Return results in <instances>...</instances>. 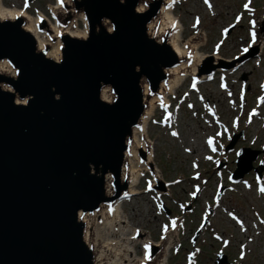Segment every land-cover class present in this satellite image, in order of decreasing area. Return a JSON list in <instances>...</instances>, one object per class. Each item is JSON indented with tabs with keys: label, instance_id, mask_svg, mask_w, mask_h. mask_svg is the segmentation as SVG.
Listing matches in <instances>:
<instances>
[{
	"label": "water",
	"instance_id": "water-1",
	"mask_svg": "<svg viewBox=\"0 0 264 264\" xmlns=\"http://www.w3.org/2000/svg\"><path fill=\"white\" fill-rule=\"evenodd\" d=\"M71 1L87 36L63 34L58 60L22 17L0 19V62L13 70H0V264H96L84 215L129 196L122 171L147 106L144 85L156 94L179 60L169 33L148 32L162 0ZM258 153L241 148L232 177L252 169Z\"/></svg>",
	"mask_w": 264,
	"mask_h": 264
},
{
	"label": "rangeland",
	"instance_id": "rangeland-1",
	"mask_svg": "<svg viewBox=\"0 0 264 264\" xmlns=\"http://www.w3.org/2000/svg\"><path fill=\"white\" fill-rule=\"evenodd\" d=\"M55 2L2 0L51 20ZM173 15L182 23L183 42L202 31L194 39L206 54L199 67L212 70L216 55L225 63L238 55L241 66L226 75L206 74L204 82L188 75L169 96V112L157 106L145 138L162 178L157 181L146 171L138 193L122 200V209L154 242L178 221L179 234L165 264H216L217 254L225 255L223 264H264V168L260 177L255 171L264 161V0H177ZM64 19L71 21L66 14ZM74 27L85 28L81 20ZM235 134L233 147L225 150ZM208 137L214 151L205 146ZM193 145L197 152L191 151ZM243 147L259 153L248 161L253 169L236 180L232 175Z\"/></svg>",
	"mask_w": 264,
	"mask_h": 264
},
{
	"label": "bare ground",
	"instance_id": "bare-ground-1",
	"mask_svg": "<svg viewBox=\"0 0 264 264\" xmlns=\"http://www.w3.org/2000/svg\"><path fill=\"white\" fill-rule=\"evenodd\" d=\"M176 1L163 0L158 16L148 24V32L155 35L158 40L165 33H169L167 43L179 60L176 65L166 70L168 79L160 83L156 94L151 95L147 84L144 85V101L147 106L141 116L140 124L133 128L132 143L126 155L127 167L122 171L124 177L127 178L130 195L138 193L139 180L146 171L150 172L157 181L162 178L159 168L154 163V153L152 150H148V147L152 144L145 138L146 129L157 106L166 113L169 112V106L171 105L169 96L182 85L188 75L193 77L196 82L209 80L206 75L208 73L205 71L206 66H198L206 54L203 55L199 52L201 44L194 40L199 37L202 31L198 29L199 27L196 28L197 25H194L192 28L198 30L183 42L180 33L182 23L173 15V7ZM50 8L52 20L40 11L33 17L22 8L3 5L2 0H0V19L13 20L22 17L24 19V29L32 34L38 47L40 49L47 47V56L58 60L61 57V36L69 34L73 37H86V19L83 12H77L73 9L71 0H56ZM144 10L145 5L140 3L138 11L142 12ZM65 14L71 18V21L64 19ZM75 20L83 22L84 30L78 31L74 27ZM253 40L258 43L257 37L253 36ZM263 53L264 45L261 46L260 57ZM239 57L236 55L235 57L226 58V60H231V63H225L221 59L222 56L216 55L213 62L216 67L214 66L211 73L213 75L216 71L222 75L230 73L228 70L232 71L241 66V58ZM0 70L13 72L6 61L0 62ZM202 71L204 73H201ZM221 95L224 96L223 93ZM101 96L104 100L109 101L112 98L110 88H104ZM263 101L262 99L261 103ZM18 102L21 101L18 100ZM22 102L24 103V101ZM255 117H257L256 113ZM208 118V122L212 124L210 117ZM210 139L211 137L205 139V146L210 151H214L216 147L212 139V144L208 143ZM192 147L191 151L198 150L197 145ZM184 151L189 152L190 149L184 148ZM142 153H146V157L143 159L140 156ZM207 158L209 159V157ZM152 164H154L153 167ZM108 192H112L110 186ZM146 212L148 213V210ZM84 220L87 225L85 238L93 246L96 264H165L167 251L170 250L179 234L178 221L175 220L170 229L154 242L139 222L133 223L130 215L125 214L122 209V199L115 201L111 206L104 205L96 213L85 214ZM227 241L229 240L227 239ZM138 247L142 253L141 255H138L139 253L136 250ZM155 252L157 254L154 256Z\"/></svg>",
	"mask_w": 264,
	"mask_h": 264
},
{
	"label": "snow or ice",
	"instance_id": "snow-or-ice-1",
	"mask_svg": "<svg viewBox=\"0 0 264 264\" xmlns=\"http://www.w3.org/2000/svg\"><path fill=\"white\" fill-rule=\"evenodd\" d=\"M26 6H27V4H26ZM245 7H247V5H245ZM245 51H247V49H245ZM173 135H175V133H173ZM208 143L211 145V144H212V140L210 139V140L208 141ZM260 191H261V192H264V188H261ZM147 258H148V257L146 256V259H147Z\"/></svg>",
	"mask_w": 264,
	"mask_h": 264
}]
</instances>
